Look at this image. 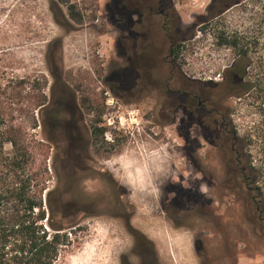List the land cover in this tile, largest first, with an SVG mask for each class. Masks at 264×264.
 Here are the masks:
<instances>
[{
    "label": "rangeland",
    "instance_id": "rangeland-1",
    "mask_svg": "<svg viewBox=\"0 0 264 264\" xmlns=\"http://www.w3.org/2000/svg\"><path fill=\"white\" fill-rule=\"evenodd\" d=\"M174 3L187 38L176 65L206 82L221 81L232 64L245 67L248 81L264 78V0ZM120 18L108 0H0V86L9 96L7 117L24 124L30 139L48 145V190L57 201V219L68 214L63 221L71 244L56 264H264L263 235L242 210L251 200L252 181L249 188L238 176L232 183L227 143L211 148L194 141L186 150L171 126L157 123L153 97L134 92L132 77L119 66ZM64 88L90 106L83 110L88 125L98 118L104 128L91 153L109 179L87 172L75 185V176L62 168L70 141L54 132L51 141L45 138L40 104L57 105ZM257 103L249 93L224 99L238 139L255 121ZM235 149L249 153L238 141ZM250 149L248 160L257 172L245 173L264 188V158ZM234 214L241 232L233 227ZM219 217L226 221L225 239Z\"/></svg>",
    "mask_w": 264,
    "mask_h": 264
},
{
    "label": "flooded vegetation",
    "instance_id": "flooded-vegetation-1",
    "mask_svg": "<svg viewBox=\"0 0 264 264\" xmlns=\"http://www.w3.org/2000/svg\"><path fill=\"white\" fill-rule=\"evenodd\" d=\"M108 1L117 5L121 16V30L116 45L119 66L128 77H132L128 79L129 85L141 97H153L152 109H156L157 123L171 126L183 140L186 150L190 149L194 141L207 142L211 148H215L217 142L227 143L229 171L232 169V183L236 185L237 163L240 160L235 149V136L222 134V128L229 123L228 114L223 108V97L210 90L208 81L198 79L192 72L188 73L181 65L174 63L175 57L182 55L181 44L187 39L186 33L179 31L180 17L174 10V0ZM59 93L57 98L61 100H57V105L47 101L42 106L45 109L42 121L47 135L54 132L55 135L57 133V139L70 141V154L62 168L71 178L75 176V185L85 179L84 174L87 172H98L103 179H109V171L104 166H98L91 153L94 137L85 117L87 111H83L90 106L79 103L68 88ZM242 167L245 168V165ZM240 179L248 188L251 180L245 172ZM239 202L242 204V201ZM256 202L263 205L260 201ZM235 203L238 204V201ZM242 210L251 219L247 218L250 227L258 229L264 238V217L255 216L253 201H248ZM236 216L234 214L232 224L235 231L241 232L242 226L236 221ZM218 228L225 239L228 233L226 221L220 217Z\"/></svg>",
    "mask_w": 264,
    "mask_h": 264
},
{
    "label": "trees",
    "instance_id": "trees-1",
    "mask_svg": "<svg viewBox=\"0 0 264 264\" xmlns=\"http://www.w3.org/2000/svg\"><path fill=\"white\" fill-rule=\"evenodd\" d=\"M244 70L245 67L240 69L232 64L223 72L221 81L207 83L223 100L249 93L253 101L258 102L255 105L257 117L245 138L238 139L230 122L222 128V134L234 135L239 146L249 148L245 156H237L240 160L237 174L241 178L245 170L257 172L248 160L250 148H256L264 158V78L248 81ZM5 93L0 86L3 95L0 100V264H56L61 251L71 241L64 231L68 225L63 220L68 214L57 219V201H52V192L47 186L48 145L35 137L30 139L24 124L8 120L9 96ZM98 122L96 119L92 125L95 143L103 140L105 132ZM44 135L51 141L46 131ZM251 181L253 213L264 217V188L257 184L255 177Z\"/></svg>",
    "mask_w": 264,
    "mask_h": 264
},
{
    "label": "bare ground",
    "instance_id": "bare-ground-1",
    "mask_svg": "<svg viewBox=\"0 0 264 264\" xmlns=\"http://www.w3.org/2000/svg\"><path fill=\"white\" fill-rule=\"evenodd\" d=\"M133 173H134V171H133ZM156 175H157V172H156ZM159 177H161V176H159ZM132 183V182H131ZM135 183V182H134ZM136 189V188H135ZM153 236V235H152ZM185 238V237H184ZM187 240V239H186ZM185 242V241H184ZM186 244H187V242H186ZM187 247V246H186ZM183 248V247H182ZM185 252V251H184ZM178 258V257H177ZM176 258V259H177Z\"/></svg>",
    "mask_w": 264,
    "mask_h": 264
},
{
    "label": "built area",
    "instance_id": "built-area-1",
    "mask_svg": "<svg viewBox=\"0 0 264 264\" xmlns=\"http://www.w3.org/2000/svg\"><path fill=\"white\" fill-rule=\"evenodd\" d=\"M108 124H110V122H108Z\"/></svg>",
    "mask_w": 264,
    "mask_h": 264
}]
</instances>
